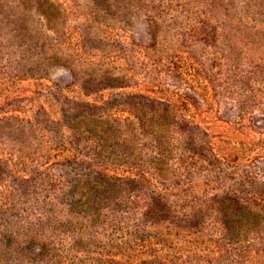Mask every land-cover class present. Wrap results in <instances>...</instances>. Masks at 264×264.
Listing matches in <instances>:
<instances>
[{"label": "rangeland", "instance_id": "obj_1", "mask_svg": "<svg viewBox=\"0 0 264 264\" xmlns=\"http://www.w3.org/2000/svg\"><path fill=\"white\" fill-rule=\"evenodd\" d=\"M0 264H264V0H0Z\"/></svg>", "mask_w": 264, "mask_h": 264}, {"label": "trees", "instance_id": "obj_2", "mask_svg": "<svg viewBox=\"0 0 264 264\" xmlns=\"http://www.w3.org/2000/svg\"><path fill=\"white\" fill-rule=\"evenodd\" d=\"M89 107H93V105L90 104ZM86 116L88 118L87 114H86ZM68 128H71V126L70 127L68 126ZM108 179L113 180L112 177H109ZM100 186H101V179L99 177H97V176H93V177H91V180H89V177L87 179H85L82 182L80 188L82 189V193L85 192V191L87 192V190H88V192L93 194V192H98L99 191ZM81 196L83 197V194ZM95 201H96V199L93 198V202L94 203H95ZM234 203L236 204V203H240V202L235 200ZM223 204L224 203L222 202L221 205H223ZM222 208H223V206H222ZM92 209L93 210L91 212V215H95L96 212L98 211V207L92 206Z\"/></svg>", "mask_w": 264, "mask_h": 264}]
</instances>
